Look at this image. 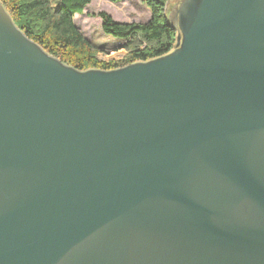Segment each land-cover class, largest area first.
<instances>
[{
    "label": "water",
    "instance_id": "obj_1",
    "mask_svg": "<svg viewBox=\"0 0 264 264\" xmlns=\"http://www.w3.org/2000/svg\"><path fill=\"white\" fill-rule=\"evenodd\" d=\"M168 52L49 54L0 2V264H264V0H172Z\"/></svg>",
    "mask_w": 264,
    "mask_h": 264
},
{
    "label": "trees",
    "instance_id": "obj_2",
    "mask_svg": "<svg viewBox=\"0 0 264 264\" xmlns=\"http://www.w3.org/2000/svg\"><path fill=\"white\" fill-rule=\"evenodd\" d=\"M170 0H143L150 10L145 21H117L99 11L103 32L120 39L121 59L100 60L99 46L88 40L74 23L91 0H0L16 25L49 54L78 69H109L146 60L172 49L176 29L168 24L165 9Z\"/></svg>",
    "mask_w": 264,
    "mask_h": 264
},
{
    "label": "rangeland",
    "instance_id": "obj_3",
    "mask_svg": "<svg viewBox=\"0 0 264 264\" xmlns=\"http://www.w3.org/2000/svg\"><path fill=\"white\" fill-rule=\"evenodd\" d=\"M99 11H106L117 21H145L150 10L143 0H91L82 13H75L73 20L81 33L100 47L97 57L100 60L121 59L125 50L114 49L121 40L103 32Z\"/></svg>",
    "mask_w": 264,
    "mask_h": 264
},
{
    "label": "crops",
    "instance_id": "obj_4",
    "mask_svg": "<svg viewBox=\"0 0 264 264\" xmlns=\"http://www.w3.org/2000/svg\"><path fill=\"white\" fill-rule=\"evenodd\" d=\"M124 50V49H123ZM124 52H126V51H124Z\"/></svg>",
    "mask_w": 264,
    "mask_h": 264
}]
</instances>
